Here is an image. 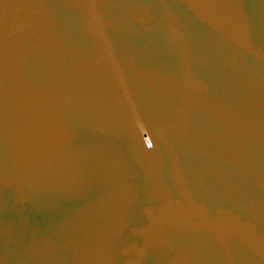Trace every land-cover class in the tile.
Returning <instances> with one entry per match:
<instances>
[{
  "label": "water",
  "instance_id": "obj_1",
  "mask_svg": "<svg viewBox=\"0 0 264 264\" xmlns=\"http://www.w3.org/2000/svg\"><path fill=\"white\" fill-rule=\"evenodd\" d=\"M0 264H264V0H0Z\"/></svg>",
  "mask_w": 264,
  "mask_h": 264
}]
</instances>
